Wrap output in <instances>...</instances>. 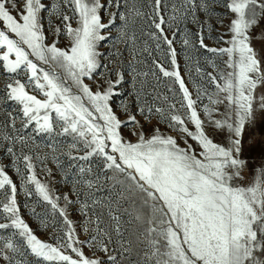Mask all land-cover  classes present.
Returning a JSON list of instances; mask_svg holds the SVG:
<instances>
[{
  "label": "snow or ice",
  "instance_id": "6c2138e0",
  "mask_svg": "<svg viewBox=\"0 0 264 264\" xmlns=\"http://www.w3.org/2000/svg\"><path fill=\"white\" fill-rule=\"evenodd\" d=\"M213 21L226 47L204 42ZM189 22L198 30L184 28L182 47L195 35L227 57L196 99L174 46ZM254 34L264 41V0H152L151 14L135 0H0V264H264V43L256 49ZM49 159L66 192L38 179L35 161L51 177ZM8 170L50 206L52 242L22 217Z\"/></svg>",
  "mask_w": 264,
  "mask_h": 264
},
{
  "label": "rangeland",
  "instance_id": "374dc122",
  "mask_svg": "<svg viewBox=\"0 0 264 264\" xmlns=\"http://www.w3.org/2000/svg\"><path fill=\"white\" fill-rule=\"evenodd\" d=\"M55 2V0H53ZM177 2V0H167L168 7H171L172 3ZM102 3H107V0H102ZM136 7L140 8L143 12L151 14V4L152 0H135ZM125 9L123 7V3L119 11L123 12ZM112 12H117L118 10L115 7L111 8ZM223 11V9H219L217 6V16L220 15V13ZM102 16L104 17L105 21H107L108 17L106 13H101ZM166 18H167V13H163ZM203 14H201V20H203ZM120 22L117 21V24ZM227 21L225 20V25ZM213 28L211 31H208L205 29V40L204 42L209 46V47H226L222 41L219 40V36L221 33L225 32V27H221L218 23L215 21L212 22ZM75 27V24H73ZM134 26L137 28L138 35H139V30L141 28H147L148 22L146 19L143 17L136 18L134 21ZM186 28L189 33L194 34L197 32V26L194 23H186L181 26V32L177 33L176 35V43L175 47L177 49V61L178 64L180 65V74L185 80L186 86L189 88V91L192 93L193 99H196V94H197V85H199L201 88H208L209 91L214 90L213 86H209L208 82L206 79H202V75L205 73H213L214 75L219 71L225 68L224 61L227 60L226 56H216L212 53L205 52L203 49L199 48L198 42H196V37L195 35L191 36L192 41L195 43V47H182L180 40L182 39L183 35V30ZM259 29L256 30L258 33ZM115 35V30L113 32ZM166 34L169 36V38L172 37V31L166 29ZM142 39H146V37H142ZM264 43V41L258 39L256 35L254 34L253 37V46L256 49H259L261 47V44ZM67 44L66 39H61V42L59 46L61 48H64ZM103 50H107L106 48ZM157 56H161V53L157 52L155 53ZM186 57H189L190 59H186ZM215 65V67L213 66ZM47 67V66H45ZM197 68H199L201 71L197 72ZM5 86V79L3 75H0V95L3 94V89ZM178 88V85L176 86ZM160 92L162 95H169L171 96V93L167 91L166 84L164 80L161 81L160 84ZM204 102H207L206 100ZM161 104L164 102L161 101ZM199 104V102H198ZM222 107V106H220ZM8 105H0V119L4 118V109H7ZM198 110H200L198 108ZM201 116L203 118V113L201 111ZM189 128L194 130V126L189 123ZM162 130L163 129V126ZM147 131L150 133L151 132V127L147 129ZM170 134H175V133H170ZM124 135L126 138L131 139L133 142H135V137H129L128 133L125 132ZM217 139H222V137H217ZM192 143L191 141H189ZM41 149L40 151L43 152H50V149L44 148L43 145L47 143V140L41 139ZM181 146L183 147V143L181 142ZM195 146V145H194ZM36 151V149H33ZM260 153V145L256 146L255 149V155L259 157ZM3 156L0 154V159H2ZM66 162V161H65ZM36 163V174L38 179L41 180L42 183H49V187L52 189L53 193L57 192H66L67 187L63 185V182L61 180V174L58 172L57 167L55 163L51 161V159L45 161V164L47 168H50L52 170V176L49 177L46 175L44 171H42V168L44 165H41L39 161H35ZM5 164H7V161L5 160ZM7 174L11 177V179L17 184V202L20 205L21 208V215L25 219V221L32 227L34 230L35 234L38 236L39 239L42 241L46 242H52L50 241V234L52 231L51 227L46 228L45 224L42 222V218L46 219L49 224H51V217L49 216V211H50V206L46 205L44 202L40 201L39 197L37 194H33L32 198H28L25 195V188L27 187L29 190L34 191V185L28 184L24 185L21 182L20 175H17L14 171L8 170ZM246 176L250 178L251 173H246ZM245 184L247 181L244 182ZM33 209L36 210V213L38 215L33 214ZM70 218L73 220V223L78 226L80 217L75 215L74 212L70 213ZM79 231V229H78ZM86 237L81 236V239H85ZM23 260L25 264H36L37 258L31 255H24Z\"/></svg>",
  "mask_w": 264,
  "mask_h": 264
}]
</instances>
